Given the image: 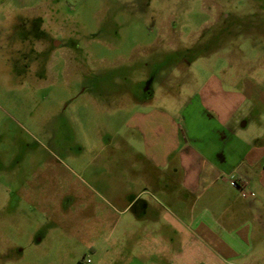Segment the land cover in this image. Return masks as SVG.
<instances>
[{
    "label": "rangeland",
    "instance_id": "374dc122",
    "mask_svg": "<svg viewBox=\"0 0 264 264\" xmlns=\"http://www.w3.org/2000/svg\"><path fill=\"white\" fill-rule=\"evenodd\" d=\"M175 142L264 143V0H0V264H264V190L161 196Z\"/></svg>",
    "mask_w": 264,
    "mask_h": 264
},
{
    "label": "crops",
    "instance_id": "0c3cea01",
    "mask_svg": "<svg viewBox=\"0 0 264 264\" xmlns=\"http://www.w3.org/2000/svg\"><path fill=\"white\" fill-rule=\"evenodd\" d=\"M236 96L239 95L224 94L225 106H227L226 104H235L236 106L234 108L236 110L238 102L235 101V99L230 100V97L234 98ZM234 108L225 112L224 116L223 114H216L215 117L210 114L208 116L214 118L216 120V124L225 133L226 130L224 128L234 116ZM203 109V112L208 114V110L205 108ZM188 143L189 144L180 145L178 142H175L168 148H161L160 146L152 144H144V149L146 151H151L147 154L145 162L155 169V174L152 176L153 179H151L154 181L155 185H157L158 180V189L160 190V195L162 194L161 196H171V190H164L162 188V179L161 176H159L163 169L171 164L172 168L179 174L181 186L183 187L184 192L188 195H193L195 192H198L202 183H207V188H210L219 175L232 176L234 174L236 176L235 183L240 189L244 190L248 188L250 184L256 180L257 185L264 190V143L256 142L254 144L247 145L245 151L238 155L237 160L231 164L230 167L227 165L226 157L229 155V151H235L234 148V150L230 149V147H227L226 145L224 146L222 142H220V144L215 145L208 153L205 154L201 150L192 148L190 142ZM145 181L147 182V179H145ZM144 192L148 193V191ZM154 203L156 207H162L160 200L159 202ZM132 207L133 201L127 203L121 212H130ZM152 210L151 206L143 207V213L146 215ZM238 239L240 240L242 238L240 237ZM135 245H139L140 248H142V245L139 243H135ZM215 245L218 248H221L222 252L228 257L231 256V253H233L232 250L230 252H226L228 245L224 241H219ZM139 246H136V248L138 249ZM142 256H144V254ZM151 258L157 259V256L154 255L151 256Z\"/></svg>",
    "mask_w": 264,
    "mask_h": 264
},
{
    "label": "flooded vegetation",
    "instance_id": "af4514ba",
    "mask_svg": "<svg viewBox=\"0 0 264 264\" xmlns=\"http://www.w3.org/2000/svg\"><path fill=\"white\" fill-rule=\"evenodd\" d=\"M147 96L150 97L149 94H147ZM88 263H89V260L86 261V264H88ZM80 264H81V263H80ZM166 264H168V261H166Z\"/></svg>",
    "mask_w": 264,
    "mask_h": 264
}]
</instances>
